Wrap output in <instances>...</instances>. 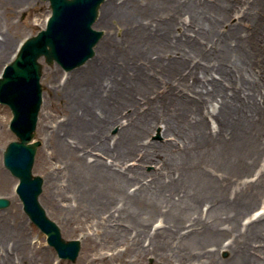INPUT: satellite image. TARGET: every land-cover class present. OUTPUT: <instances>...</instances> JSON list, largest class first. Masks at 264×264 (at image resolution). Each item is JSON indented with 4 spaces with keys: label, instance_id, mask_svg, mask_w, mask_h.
I'll list each match as a JSON object with an SVG mask.
<instances>
[{
    "label": "bare ground",
    "instance_id": "1",
    "mask_svg": "<svg viewBox=\"0 0 264 264\" xmlns=\"http://www.w3.org/2000/svg\"><path fill=\"white\" fill-rule=\"evenodd\" d=\"M31 3L0 0L1 66L19 46L2 10ZM96 21L93 55L62 85L50 71L62 100L39 116L47 207L88 228L92 264H264V0H106ZM10 216L0 264H39Z\"/></svg>",
    "mask_w": 264,
    "mask_h": 264
},
{
    "label": "water",
    "instance_id": "2",
    "mask_svg": "<svg viewBox=\"0 0 264 264\" xmlns=\"http://www.w3.org/2000/svg\"><path fill=\"white\" fill-rule=\"evenodd\" d=\"M104 0H50L52 14L47 27L28 37L0 78V101L13 112L11 129L18 139L4 151V163L19 178L17 192L23 207L34 223L47 234L59 256L75 260L81 248L78 239H65L58 224L39 201L43 178L33 173L40 140L33 141L42 103L41 56L48 63L57 61L65 69L83 63L94 50L102 31L92 27ZM9 199L0 197V207Z\"/></svg>",
    "mask_w": 264,
    "mask_h": 264
},
{
    "label": "rangeland",
    "instance_id": "3",
    "mask_svg": "<svg viewBox=\"0 0 264 264\" xmlns=\"http://www.w3.org/2000/svg\"><path fill=\"white\" fill-rule=\"evenodd\" d=\"M106 1V0H105ZM103 3V2H102ZM51 13V7L50 3L47 0H32L31 5L26 9V11H22L20 9H17L14 11V13H8L5 10H2V18L6 25L9 23V31H10V37L13 38V46L11 47L10 53L15 49L16 43L22 42L25 38L28 36L36 34L40 29L43 28V22L46 23L48 16ZM11 16V18L9 17ZM8 18V22L6 21V18ZM97 19V18H96ZM235 17L231 18V21H234ZM93 27L95 29L101 30L102 33H104V26L100 23H98L96 20L93 24ZM15 51V50H14ZM40 61L42 63V75L40 82L42 84V97H43V103L41 105V109L39 111V116L42 113L43 109L45 107L49 106V109H52L54 111H57V102L62 100V94L54 92L51 88V83L49 81L50 71L53 69H58V75L56 77L57 83L62 85L63 79L65 75L77 69L78 67L82 66L85 62L82 64L70 69L65 70L59 63L56 61L52 63H47L44 59V57L40 58ZM9 62V61H8ZM7 63V62H6ZM5 63V64H6ZM3 66L0 64V72L3 70ZM58 117L64 118V115L61 112H58ZM12 117V112L10 107L7 104L0 102V196L7 197L10 199V203L8 206L4 208H0V212L2 214L10 213V223L14 224L15 220L19 222L21 225L25 228V234H26V240L29 245L32 247H38L39 250V260L38 263L42 264L44 261H46V264H92L91 258L87 257V254H84L85 250L87 249L85 241H84V231L88 228L82 227L77 228L75 230H68L65 227H63V223L61 219L51 212V210L47 207L44 201V187L42 189L41 194L39 195V200L44 206L48 216L52 218L60 227L63 237L66 239H80L81 241V249L77 256V259L75 261H72L69 258H60L54 249L53 246L49 245L46 240V235L43 233L34 223L31 221V219L28 217L26 212L23 209L22 202L17 195L15 188L16 184L18 182L17 177H15L8 168L5 167L3 162V152L12 139H15L16 136L12 132V130L9 127V123ZM160 127H157L153 135L150 137L151 140H161L163 137L160 134ZM112 134L116 133V125L111 129L110 131ZM36 139H39L41 141V144L37 148L36 156H35V162L33 166L34 173L41 175L43 178H45L46 171L45 166L46 162L42 161L41 159V152L42 148L45 145L46 141V135L41 130L39 125V120L37 122V129H36ZM154 164V162H153ZM152 163H148L146 165V169L150 170L153 169L154 165ZM253 173L250 172V174ZM250 177V175H249ZM253 212H261L264 210V202H262L260 205H256L254 208H257ZM253 208V209H254ZM248 217V214L247 216ZM245 217V218H246ZM14 226V225H13ZM14 229V227H12ZM121 247L120 245H117ZM116 246H110V248L106 249L108 252H114L118 250ZM91 252V251H90ZM117 253V252H115ZM42 255H45L46 257L42 258ZM220 258L222 260H226L229 257L228 250H222L220 253ZM14 254L13 260L15 262H18V264L21 263L20 255ZM154 258L152 256H148L146 258V262L148 264H153ZM96 264H103L102 261H97ZM109 264V263H108ZM113 264H117L116 262ZM211 264V263H207Z\"/></svg>",
    "mask_w": 264,
    "mask_h": 264
}]
</instances>
